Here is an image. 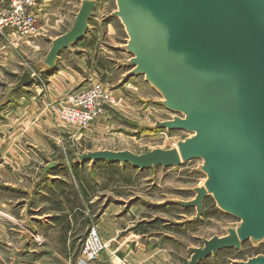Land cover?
Here are the masks:
<instances>
[{
    "label": "rangeland",
    "instance_id": "1",
    "mask_svg": "<svg viewBox=\"0 0 264 264\" xmlns=\"http://www.w3.org/2000/svg\"><path fill=\"white\" fill-rule=\"evenodd\" d=\"M99 1L102 12L116 10L115 0ZM46 3L49 7L36 20V36L63 34L73 23L78 0ZM76 51L74 56L70 49H63L60 55L68 66L80 70L82 58ZM25 53L22 54L26 62L24 69L16 71L15 63L0 69V98L8 82L36 70L33 49H26ZM137 80V90L129 92L130 105L107 108L103 116L85 128L88 135L81 139L39 126L41 117L35 116L33 110L16 111L15 99L0 104V136L6 137L5 143H0V264H134L123 258L133 248L131 240H138L151 250H168V264H187L189 247H201L202 238L222 235L228 228L239 225L240 220L219 210L211 196L205 198L200 218H195L193 207L179 204L191 200L193 189L204 185L206 175L199 158L185 161L179 167L144 170L129 164L77 160L88 150H129L140 154L156 148H174L178 141L192 136L189 131L167 130L156 125L177 114L160 106L163 97L142 76ZM36 81L45 84L46 77L39 75ZM115 84L113 87H120ZM78 87L81 84L75 89ZM13 93L14 98L19 94L18 90ZM59 104L60 100L49 104L56 129L77 128L58 120ZM20 152L27 155L15 160ZM26 160L30 163L23 166ZM50 163L54 165L49 166ZM54 173L58 175L49 176ZM52 208L62 209L54 212ZM73 209L74 227L66 223L57 225L58 219L62 221ZM104 209L105 224L114 217L116 229L120 230L109 246L102 241L97 226L103 220L100 215ZM33 214H41L45 221L33 223ZM92 227L104 247L94 259L87 260L82 256V248ZM134 235L140 237L135 239ZM150 236L154 238L149 239ZM256 255H264V240L249 239L240 250L229 248L203 264H230L232 260L231 264H238Z\"/></svg>",
    "mask_w": 264,
    "mask_h": 264
},
{
    "label": "water",
    "instance_id": "2",
    "mask_svg": "<svg viewBox=\"0 0 264 264\" xmlns=\"http://www.w3.org/2000/svg\"><path fill=\"white\" fill-rule=\"evenodd\" d=\"M96 0H81L70 28L50 44L42 68L53 69L63 49L86 34ZM127 33L133 74L144 77L177 114L156 125L192 136L177 147L133 153L82 152L77 160H106L140 170L179 167L199 158L206 179L179 201L200 218L205 198L240 220L225 235L189 247L187 264L223 249L264 240V0H115ZM54 165L50 163L49 166ZM238 264H264L256 255Z\"/></svg>",
    "mask_w": 264,
    "mask_h": 264
},
{
    "label": "crops",
    "instance_id": "3",
    "mask_svg": "<svg viewBox=\"0 0 264 264\" xmlns=\"http://www.w3.org/2000/svg\"><path fill=\"white\" fill-rule=\"evenodd\" d=\"M47 1L50 0H41V11L46 10V8L49 7V3H46ZM0 2H2V0H0ZM80 2L81 0H78L77 9H79ZM99 2V0L95 1V8L89 22V28L85 36L80 40L81 44H75L70 48L72 55H77L76 49H78V53L81 55L82 63L80 70L76 69V67L68 66L66 64L67 60L60 54L57 58L54 69L48 70L40 66L41 60L45 57L50 48L51 41L58 36L57 34L49 35L47 37L45 34H39L30 39H17V37L11 33H0V69L2 66L12 65L14 63L16 65V71L20 68L24 69L25 66L23 65L26 64V62L22 54H26V49H33L35 53L33 59L35 60L34 64L36 65V70H33V74H22V76L16 81L7 83L5 86L6 92L1 96L0 104H8L12 99H15L18 101L16 111L33 110L35 116L41 117L38 122L39 126L48 127L57 134H63L65 137H74L76 139L86 137L88 131L85 128L80 129L79 127L57 130L54 125L53 114L51 113L49 104L52 105L56 101L63 99L79 84H81V87L78 88H84L86 85H89L91 81L100 82L109 88L115 96L117 101L116 106H114L115 109H117V107H127L128 104L130 105L131 95L129 92L137 90L135 83L141 75H135L132 73L134 68L130 63L132 55L126 50L128 36L120 19L114 15L115 10L102 12L100 10L101 5ZM67 3L69 4L70 2L67 1ZM53 14L55 16L56 13ZM116 30L119 32L117 33ZM115 73L116 75L113 76ZM39 75H44V77H46L45 84H40L39 81H36L37 78H39ZM144 81L145 83H148L145 79ZM114 83H116L115 85H120V87H113ZM148 85L153 90L149 83ZM25 89H28V92ZM14 90H18L19 93L15 98L13 93ZM27 94L29 95L27 96ZM8 110L13 111L14 109ZM35 138L36 137H33V139ZM3 139H6L5 135L0 136V143H5ZM25 155H27V153L20 152L16 155L15 160L22 157L24 158ZM3 158L4 157L1 154V159ZM2 161L4 162V160ZM29 163L30 160H26L22 165H28ZM54 175L58 174L54 173L49 176ZM61 209L62 208H52L51 211L60 212ZM74 213L73 209L69 216L63 218L64 220L62 219V221L57 218V225L60 224L59 226H63V224L66 223L70 225V227H74L75 224H73L71 219V216ZM105 215L106 210L104 209L100 215V218L103 220L97 226L102 241L109 246L113 242L114 236L117 235L120 230L116 229L117 222L114 217L112 219H107L108 222L105 224ZM32 216H35L33 223H43V221H45L41 219V214H33ZM50 220H54V218H51ZM74 220L77 222L76 216L74 217ZM105 225L106 230L104 227ZM31 227L33 228L34 225H31ZM225 234L226 233L222 235ZM134 237L135 239H138L140 235H134ZM151 238H154V236H150L149 239ZM81 239L82 236L78 238L79 244H81ZM131 242L134 243L132 245L133 248L129 249V252L126 253V256L123 258H126L132 263L168 264L170 262V254L168 253V250L164 248H155L153 251L149 249V247H144L138 240H131ZM226 250L227 249L218 251L216 255H211L208 258L201 260L199 264L206 263L209 259H215L219 253L225 252ZM110 258H112V256H110ZM232 262L234 261L232 260L231 263Z\"/></svg>",
    "mask_w": 264,
    "mask_h": 264
},
{
    "label": "built area",
    "instance_id": "4",
    "mask_svg": "<svg viewBox=\"0 0 264 264\" xmlns=\"http://www.w3.org/2000/svg\"><path fill=\"white\" fill-rule=\"evenodd\" d=\"M41 12L40 0H7L0 2V33H11L17 39H30L37 34L36 20ZM112 91L100 82L69 92L57 110V118L63 122L86 128L116 106ZM104 247L97 230L90 229L82 248V256L94 259ZM129 264V263H126Z\"/></svg>",
    "mask_w": 264,
    "mask_h": 264
},
{
    "label": "bare ground",
    "instance_id": "5",
    "mask_svg": "<svg viewBox=\"0 0 264 264\" xmlns=\"http://www.w3.org/2000/svg\"><path fill=\"white\" fill-rule=\"evenodd\" d=\"M54 68H55V67H54ZM54 68H53V69H54ZM45 69H47V68H45ZM48 70H52V69H48ZM100 161H106V160H100ZM107 162H110V161H107Z\"/></svg>",
    "mask_w": 264,
    "mask_h": 264
},
{
    "label": "trees",
    "instance_id": "6",
    "mask_svg": "<svg viewBox=\"0 0 264 264\" xmlns=\"http://www.w3.org/2000/svg\"><path fill=\"white\" fill-rule=\"evenodd\" d=\"M117 164H119V163H117Z\"/></svg>",
    "mask_w": 264,
    "mask_h": 264
}]
</instances>
